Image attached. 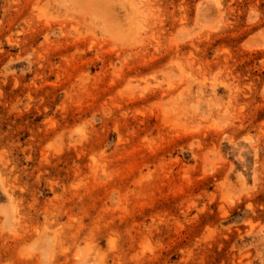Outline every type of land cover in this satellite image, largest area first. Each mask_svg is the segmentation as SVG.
I'll return each mask as SVG.
<instances>
[{
  "label": "rangeland",
  "instance_id": "1",
  "mask_svg": "<svg viewBox=\"0 0 264 264\" xmlns=\"http://www.w3.org/2000/svg\"><path fill=\"white\" fill-rule=\"evenodd\" d=\"M0 264H264V0H0Z\"/></svg>",
  "mask_w": 264,
  "mask_h": 264
}]
</instances>
